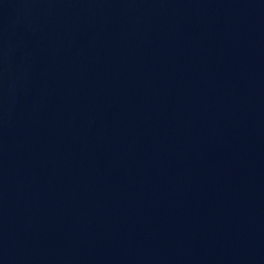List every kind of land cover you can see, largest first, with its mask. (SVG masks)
Returning <instances> with one entry per match:
<instances>
[{"label":"water","instance_id":"obj_1","mask_svg":"<svg viewBox=\"0 0 264 264\" xmlns=\"http://www.w3.org/2000/svg\"><path fill=\"white\" fill-rule=\"evenodd\" d=\"M0 264H264V0H0Z\"/></svg>","mask_w":264,"mask_h":264}]
</instances>
